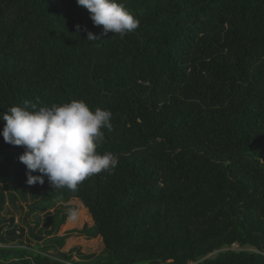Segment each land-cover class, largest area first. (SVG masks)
I'll return each instance as SVG.
<instances>
[{
  "label": "trees",
  "instance_id": "obj_1",
  "mask_svg": "<svg viewBox=\"0 0 264 264\" xmlns=\"http://www.w3.org/2000/svg\"><path fill=\"white\" fill-rule=\"evenodd\" d=\"M118 2L140 22L123 38L76 0H0V113L110 110L97 151L119 159L76 191L28 185L0 135V185L80 200L106 251L76 263L16 240L0 264H264V0Z\"/></svg>",
  "mask_w": 264,
  "mask_h": 264
},
{
  "label": "clouds",
  "instance_id": "obj_2",
  "mask_svg": "<svg viewBox=\"0 0 264 264\" xmlns=\"http://www.w3.org/2000/svg\"><path fill=\"white\" fill-rule=\"evenodd\" d=\"M76 3L90 13L94 26H103L105 34L111 32L123 38L139 26V20L118 0ZM87 40L97 41V36L89 31ZM112 116L110 110H90L83 100L50 107L25 101L23 107L13 106L0 113V121L5 122L0 135L6 143L24 147L19 161L26 166L28 185H43L47 178L54 189L76 191L86 178L101 172L111 175L119 163L114 153L97 151L104 143L103 130L112 129ZM68 215L75 220L78 211L69 208Z\"/></svg>",
  "mask_w": 264,
  "mask_h": 264
},
{
  "label": "rangeland",
  "instance_id": "obj_3",
  "mask_svg": "<svg viewBox=\"0 0 264 264\" xmlns=\"http://www.w3.org/2000/svg\"><path fill=\"white\" fill-rule=\"evenodd\" d=\"M0 243L11 244L22 240L34 247L37 243L49 248L52 255H63L71 262L96 260L106 254L101 237L87 233L96 226L89 210L78 199L68 202L48 200L47 196H32L12 187L0 185ZM76 209L75 220L68 209ZM33 231V233H32ZM238 245L234 249H238Z\"/></svg>",
  "mask_w": 264,
  "mask_h": 264
}]
</instances>
